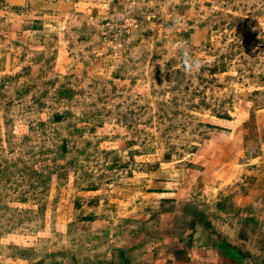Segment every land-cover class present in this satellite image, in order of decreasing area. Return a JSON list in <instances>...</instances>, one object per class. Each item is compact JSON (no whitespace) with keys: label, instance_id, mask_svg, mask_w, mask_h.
<instances>
[{"label":"rangeland","instance_id":"1","mask_svg":"<svg viewBox=\"0 0 264 264\" xmlns=\"http://www.w3.org/2000/svg\"><path fill=\"white\" fill-rule=\"evenodd\" d=\"M4 6L0 16L8 22ZM168 9L173 16H159L162 26L151 35L145 26L155 20L140 10L114 21L131 23L124 38L102 44L118 47L124 61L103 76L88 77L87 48L77 51L73 78L49 77L51 63L44 79L36 77L23 52L12 69L2 65L0 264H109L117 245L143 240V215L130 223L127 214L143 209L137 186H153L156 178L201 205L218 199L208 217L203 207L197 211L190 228L211 233L195 244L213 250L198 251L200 258L264 264V192L246 206L241 189L223 185L231 173L218 148L237 135L225 138L216 124L264 115V0H173ZM180 42L200 59L197 70H184ZM0 45L2 55L10 53V40ZM214 151L219 162L213 158L206 169L204 157ZM263 167L245 181L264 183ZM221 182L217 192L209 189ZM171 197L179 198L170 192L169 206ZM190 222L162 229H189ZM122 228L126 235L117 238Z\"/></svg>","mask_w":264,"mask_h":264},{"label":"crops","instance_id":"2","mask_svg":"<svg viewBox=\"0 0 264 264\" xmlns=\"http://www.w3.org/2000/svg\"><path fill=\"white\" fill-rule=\"evenodd\" d=\"M172 2L173 0H0V6L5 4L4 10L10 17L9 21L5 20V22L3 21V18L7 19L5 14L0 16V35L1 31H5V39L0 37V43L2 41L8 43L10 40V53L2 55L0 45V71L7 68L8 62L11 64L9 68L12 69L11 66L16 65L17 55L23 52L22 54L26 55L28 63L33 67L31 72H37L34 74L36 77L44 79L47 74L44 76L43 70L51 63L54 64L55 69L52 71L47 69L46 73H51H48L49 77L73 78L74 70L71 68L76 62L74 58L77 56L78 61L80 58L77 51L87 48V54L92 55L91 67L87 68L88 77L103 76L104 70H108L111 66L117 67V63L124 61L122 57L119 58L123 53L118 47L114 46L110 49L109 46L102 44V34L106 25L130 17L131 14L140 10L144 17L155 20L146 23L145 26L150 30L148 32L145 29L146 34L151 35L162 26L156 21L159 16L163 15L167 18L173 16L168 9ZM0 12H2L1 9ZM170 27L169 23L163 26L164 29ZM3 64L5 66L2 68ZM93 67L95 70H92ZM216 124L219 125L221 132L227 135L225 138L231 139L234 134L237 135V140L234 143L231 140L224 142L222 145L225 146L220 145L221 150L220 147L218 148L221 151L219 155L224 154L226 159L223 165L226 169L228 168L231 175L226 183L221 182L214 186L210 183L209 189L216 191L218 185L225 183L223 185L230 186L231 190L234 187V191L241 189L243 193L238 196L239 202L245 203L246 206L255 205L258 200L257 192H264V183L258 178H250L247 182L245 179L255 170L258 171L259 165L264 163V138L260 134L261 129L264 128V115L256 118L249 114L247 119L237 118L230 121L219 119V123ZM262 133L264 134V131ZM212 150L214 149L211 148L210 152ZM213 158L217 161L215 151L210 157H204L206 169L213 162ZM155 180L153 186L145 184L143 187L137 186V190L143 192V209L129 211L127 214V217L131 219L130 223L135 222L133 217L137 219L138 215H143V240L129 237L125 244L121 246L115 244L117 246L112 250L113 258L109 264H203L206 261L209 262L208 264H221L217 258L206 259L198 256V251L202 249L207 251L205 255H211L213 251L211 247L201 245L203 247L200 246L201 249H198L195 245L201 238L209 239L211 233L208 230L190 231L196 221L197 211L199 212L203 207V217H208L214 208L219 206V203L215 202L218 199H205L201 205V202H197L193 196L179 197L177 188L163 187L160 183L161 178ZM181 185L185 184L181 183ZM188 187L194 189L191 183ZM128 190H130L128 195H134L133 188ZM170 192L171 195L177 194L179 197H171V206L168 200H164L169 197ZM123 197H125L124 194ZM237 201L235 200L236 205H238ZM166 209L168 210L165 212ZM180 219H183V222L192 219L189 229L185 227H183L185 230L179 229L181 227L178 225L164 234L162 228L165 224L176 225ZM211 219L215 220L214 217ZM222 222L224 221L218 220L219 224ZM140 225H142L141 222ZM124 235L126 231L122 228L116 237L122 238ZM126 252H128L127 255H132V257L128 256L127 261L121 257Z\"/></svg>","mask_w":264,"mask_h":264},{"label":"built area","instance_id":"3","mask_svg":"<svg viewBox=\"0 0 264 264\" xmlns=\"http://www.w3.org/2000/svg\"><path fill=\"white\" fill-rule=\"evenodd\" d=\"M126 22H111L106 25L104 30V42L113 43L115 40L124 38L127 29L129 28L130 20H125Z\"/></svg>","mask_w":264,"mask_h":264},{"label":"clouds","instance_id":"4","mask_svg":"<svg viewBox=\"0 0 264 264\" xmlns=\"http://www.w3.org/2000/svg\"><path fill=\"white\" fill-rule=\"evenodd\" d=\"M178 47L183 52V65L186 72L197 70L201 66V61L198 57L189 54L187 49V42H180Z\"/></svg>","mask_w":264,"mask_h":264}]
</instances>
